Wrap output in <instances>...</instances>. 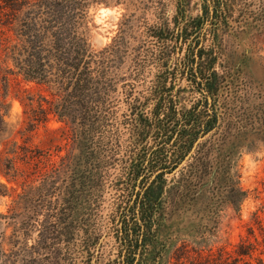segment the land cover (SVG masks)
Listing matches in <instances>:
<instances>
[{
	"label": "rangeland",
	"instance_id": "1",
	"mask_svg": "<svg viewBox=\"0 0 264 264\" xmlns=\"http://www.w3.org/2000/svg\"><path fill=\"white\" fill-rule=\"evenodd\" d=\"M120 1L113 6H96L88 17L92 48L101 50L119 36L125 56L121 59L119 72L122 81H118L116 90L110 92L111 111H118V118L113 124L109 123V133H104L101 123L96 120L89 122L86 119V125H82L84 122L78 110L72 121L48 111L47 121L40 123L37 131H23L33 109L40 103L47 107L49 104L44 99L52 97L42 84L26 81L18 74L9 78L10 122L15 133L13 138L6 139L0 150H15L9 141L17 139L22 145L27 141L28 147L23 150L28 152L19 149L15 164L9 158L13 155L5 152L0 164V264H124L127 245L123 237L128 235L130 238L133 231L135 237L140 234L134 218L138 211V205L134 204L136 195L156 174L150 179L145 178L150 175L147 174L138 180H129V168L131 163L138 161L135 158L139 153L147 154L151 147L155 148L154 113L158 99L163 95L169 102L173 99L183 108L190 107L204 96L202 86L195 82L190 70L189 62L193 57H187L198 41L201 42L196 50L201 47L203 38L195 37L193 45L191 39L185 43L176 36L179 23L182 25V18L178 17L182 5H186V18L191 23L194 17L204 15L205 0H165L170 29L177 31L173 34L175 37L168 35L163 46L157 43L152 30V35L146 31L142 14L145 2ZM3 8L4 0H0L1 18ZM238 15L236 12L234 17ZM145 17L149 20L148 25L154 23V12L150 11ZM200 24H203L204 31L209 22ZM219 34L226 40L222 46L224 58L227 56L233 60L251 50L255 58L264 63V31L244 35L239 29L234 33L224 29ZM9 35L10 32L0 23V43ZM210 43L211 38L206 47ZM1 62L0 58V67L3 68ZM259 63L250 65L253 78L263 77ZM166 69L167 74L164 73ZM163 80L169 91L162 90ZM4 84L0 77L1 93L6 90ZM130 105L140 112L144 110L142 126L133 121L136 114L127 116ZM85 132L89 133L93 145L88 144ZM25 134L30 137L23 141ZM84 143L87 144L84 153L85 150L94 151L87 154L92 156L89 160L102 166L106 178L99 185L94 183L96 187L94 194L91 189L90 206L86 201L84 208L79 207L78 219H74L69 209L70 186L74 180L72 172L83 169L86 161L83 158ZM186 157L166 175L167 188L182 185L181 170L189 163ZM53 166L60 167L58 176L44 178V173ZM237 170L241 186L250 192L249 197L239 212L230 205L224 207L216 224L210 206L211 188L197 198L193 197L197 196L193 192L186 197L175 190L172 200L166 203L168 221L161 228L157 244L158 249L166 246L163 264H216L215 258L221 248L237 256L236 245L247 235L251 214L264 199V147L260 145L252 151H245ZM129 210L131 214L126 215ZM122 227L124 231H121ZM133 258L134 255L131 261L136 264L137 259ZM245 261L248 257H243L240 264ZM252 261L257 264L254 258Z\"/></svg>",
	"mask_w": 264,
	"mask_h": 264
},
{
	"label": "trees",
	"instance_id": "2",
	"mask_svg": "<svg viewBox=\"0 0 264 264\" xmlns=\"http://www.w3.org/2000/svg\"><path fill=\"white\" fill-rule=\"evenodd\" d=\"M142 2H145L142 7L146 22L144 26L149 30L146 31L149 35L153 33L157 43L163 46L168 35L175 37L173 34L177 31L170 29L165 15V0ZM146 2L154 6L149 7ZM120 3V0H4L0 23L11 35L0 43L3 66L0 67V77L6 88L3 93L0 92V138H3L0 146L13 138L15 133L10 122L12 114L8 99L9 78L14 74L26 81L44 85L52 97H45V102L49 104L47 107L40 103L38 108L33 109L28 116L27 128L23 131H37L39 124L47 121L48 111L72 121L78 110L84 122L82 125H86V119L89 122L96 120L101 123L104 133H109V123L113 124L118 118V111H111L110 92L116 90L118 81H122L119 72L123 62L121 59L125 56L119 36L101 50L92 48L88 17L96 6ZM204 4V15L194 17L191 23L186 18V5H182L178 12L182 25H177L176 36L185 43L191 39L193 45L195 37L203 38L201 47L196 50L201 42L198 41L187 57H193L189 62L190 70L195 82L202 86L204 96L197 103L183 108L177 101L172 99L169 102L163 95L158 99L154 113L155 148L151 147L147 154L139 153L135 158L138 161L131 163L129 168V180H138L147 174L150 175L145 178L150 179L151 175L156 174L149 185L146 188L142 186L136 195L134 204L138 205V211L134 218L140 234L135 237L133 231L130 238L128 235L123 237L127 245L124 264H134L131 261L133 255V259H137L136 264H163L166 246L158 249L157 244L160 242L161 228L168 221L166 203L172 200L177 190L178 194L186 197L193 192L197 195L193 197L197 198L211 188L210 206L215 224L224 207L230 205L239 212L250 194L241 186L237 166L245 151H252L260 145L264 147V63L255 58L251 50L249 54L233 60L227 56L224 58L222 46L226 40L219 32L224 29L233 33L239 29L244 35L263 32L264 0H205ZM150 11L155 16L152 25H148L149 20L145 17ZM236 12L239 15L235 18ZM203 22H209L204 31L203 24H200ZM209 38L211 43L206 47ZM258 62L263 77L253 78L250 65ZM164 73L169 72L166 69ZM162 84V90L169 91L164 80ZM128 111L127 116L136 114L133 121L142 126L144 110L140 112L130 105ZM85 135L89 139L88 144L93 145L89 133L85 132ZM200 136L204 137L203 140L181 170L182 185L179 183L167 188L166 175L188 155ZM28 137L30 135L25 134L23 141ZM9 142L15 150H0V164L5 152L13 155L9 158L15 164L19 149L28 147L27 141L24 145L17 139ZM85 146L87 144L84 143L83 153ZM89 153L85 150L83 154V158H86L83 169L72 172L74 180L70 186L72 199L69 209L74 219H78L79 207L84 208L86 201L90 206L93 198L91 189L93 193L96 185L106 178L102 166L89 160L92 157L87 155ZM59 172L60 167L53 166L44 173V178H56ZM127 212L126 215L131 214L130 210ZM235 253L236 257L221 248L215 258L216 264H240L243 257H248L245 264H254L253 258L257 264H264V199L252 212L247 235L238 242Z\"/></svg>",
	"mask_w": 264,
	"mask_h": 264
},
{
	"label": "water",
	"instance_id": "3",
	"mask_svg": "<svg viewBox=\"0 0 264 264\" xmlns=\"http://www.w3.org/2000/svg\"><path fill=\"white\" fill-rule=\"evenodd\" d=\"M203 138H204L203 136H200V137L197 139V141L195 142V144H194V146H193L191 152L187 155L186 159H188V158L190 157V155L194 152L196 146H197V145L203 140Z\"/></svg>",
	"mask_w": 264,
	"mask_h": 264
}]
</instances>
